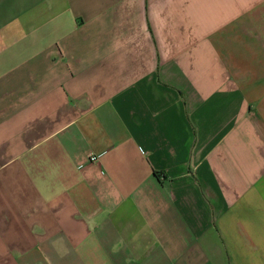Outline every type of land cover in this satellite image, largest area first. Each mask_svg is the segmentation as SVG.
Listing matches in <instances>:
<instances>
[{"label": "crops", "instance_id": "0c3cea01", "mask_svg": "<svg viewBox=\"0 0 264 264\" xmlns=\"http://www.w3.org/2000/svg\"><path fill=\"white\" fill-rule=\"evenodd\" d=\"M0 264H264V0H0Z\"/></svg>", "mask_w": 264, "mask_h": 264}, {"label": "built area", "instance_id": "2783aa9c", "mask_svg": "<svg viewBox=\"0 0 264 264\" xmlns=\"http://www.w3.org/2000/svg\"><path fill=\"white\" fill-rule=\"evenodd\" d=\"M91 159H92V160H96L97 157H96V156H92Z\"/></svg>", "mask_w": 264, "mask_h": 264}]
</instances>
